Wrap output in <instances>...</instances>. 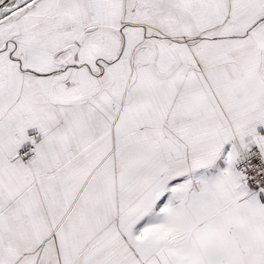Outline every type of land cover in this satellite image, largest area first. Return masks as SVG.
I'll list each match as a JSON object with an SVG mask.
<instances>
[{"label":"snow or ice","instance_id":"1","mask_svg":"<svg viewBox=\"0 0 264 264\" xmlns=\"http://www.w3.org/2000/svg\"><path fill=\"white\" fill-rule=\"evenodd\" d=\"M0 264H264V0H0Z\"/></svg>","mask_w":264,"mask_h":264}]
</instances>
